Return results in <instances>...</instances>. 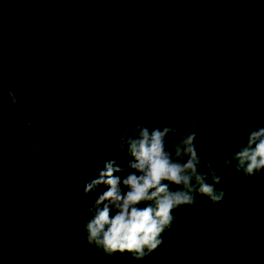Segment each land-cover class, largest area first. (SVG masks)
Wrapping results in <instances>:
<instances>
[{"label":"trees","instance_id":"16d2710c","mask_svg":"<svg viewBox=\"0 0 264 264\" xmlns=\"http://www.w3.org/2000/svg\"><path fill=\"white\" fill-rule=\"evenodd\" d=\"M0 3L19 34L0 76L38 144L27 168L0 182V264H264V170L247 177L224 164L247 133L264 128V0ZM2 6L0 53L15 39ZM137 125L197 131V153L224 192L219 203L197 194L175 209L163 243L140 260L105 254L84 231L106 190L85 195L84 187L106 161L118 176L129 171L117 144ZM33 149L0 80V179Z\"/></svg>","mask_w":264,"mask_h":264},{"label":"clouds","instance_id":"9594fccd","mask_svg":"<svg viewBox=\"0 0 264 264\" xmlns=\"http://www.w3.org/2000/svg\"><path fill=\"white\" fill-rule=\"evenodd\" d=\"M189 127L197 129L198 122H190ZM179 133L178 127L170 125L151 131L137 125L131 133L125 129L120 135L117 147L131 158L129 171L118 176L122 170L114 161H106L97 178L84 187L85 195L106 189L88 209L91 216L84 231L90 245L107 255L127 252L140 260L163 243L162 235L171 227L175 209L191 206L197 194L213 204L222 201L224 192L214 187L221 177L195 148L198 132ZM170 135L176 137L171 148ZM224 164L247 177L260 174L264 170V128L247 133L244 143L228 153Z\"/></svg>","mask_w":264,"mask_h":264},{"label":"water","instance_id":"95a60500","mask_svg":"<svg viewBox=\"0 0 264 264\" xmlns=\"http://www.w3.org/2000/svg\"><path fill=\"white\" fill-rule=\"evenodd\" d=\"M0 6H2L1 3H0ZM2 9L4 10V12L7 13V15L10 17L11 21L13 22L14 30H15V39H14L13 44L10 46V48H8L7 50H4L3 52L0 53V58H2L5 55L9 54L16 47V45H17V43L19 41V34H18V26H17V24L13 21V18L11 16V14H9L8 11L3 6H2ZM0 80L7 86L8 90L10 92V95L12 97V109H13L14 119L17 121V123L19 125H21V126L27 128L28 130H30L32 138L34 140V149H33L32 153L29 155V157L24 161V163L20 166V168L16 172H14L13 174H10V175L0 179V182H3V181H8V180H11V179L17 177L18 175H20L27 168V166L30 163V161L32 160L33 156L36 154L38 144H37V141H36V131L34 130V128L31 127L30 125L24 123L17 116V113H16L17 100L15 99L13 90L9 87L8 83L6 82V80L2 76H0Z\"/></svg>","mask_w":264,"mask_h":264}]
</instances>
